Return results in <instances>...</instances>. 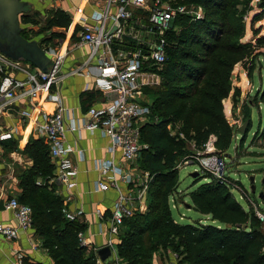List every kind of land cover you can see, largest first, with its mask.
I'll use <instances>...</instances> for the list:
<instances>
[{"label":"trees","instance_id":"16d2710c","mask_svg":"<svg viewBox=\"0 0 264 264\" xmlns=\"http://www.w3.org/2000/svg\"><path fill=\"white\" fill-rule=\"evenodd\" d=\"M170 1L199 5L205 16L195 21L187 16L179 17L167 32L169 46L161 71L162 85L187 81L180 94L184 102L175 106L169 102L174 90L158 91L151 103V118L157 116L159 121H150L140 128V141L146 148L141 150L137 165L142 172L151 175L147 211L125 218L119 232L118 257L124 264H154V255L161 247L167 249L168 254L177 253L179 264H264L263 226L252 207L246 209L234 196L231 191L234 185L221 182L200 168L192 186L199 184L182 192L177 168L186 156L203 150L211 137L216 138L217 154L226 156L234 146L235 151H239L235 142L240 131L233 114L241 93L232 82V73L256 52L252 44L242 40L246 32L243 15L251 1ZM243 2L245 9L239 12L238 5ZM251 10L248 21L254 27L264 18V0H258ZM21 21L42 23L37 31L41 33L56 26L67 28L71 17L61 9H52L45 20L36 12H29ZM21 34L27 38L24 29ZM257 40L260 46L253 61L264 60V36ZM193 97L197 99L192 102ZM261 99H264V91ZM246 107L244 116L249 126L241 133L242 145L251 129ZM177 126V132L172 133ZM189 144L194 145V151ZM23 152L32 159L33 166L20 175L24 191L19 200L32 208V227L42 237V245L53 264H97L96 256L88 253V246L80 243L78 234L84 232L86 226L78 219L66 218L63 199L47 182L54 173L48 146L38 139L28 142ZM38 178L44 181L42 185L36 184ZM179 195L184 205L217 224L177 222L173 204ZM22 264L42 263L24 258Z\"/></svg>","mask_w":264,"mask_h":264},{"label":"built area","instance_id":"2783aa9c","mask_svg":"<svg viewBox=\"0 0 264 264\" xmlns=\"http://www.w3.org/2000/svg\"><path fill=\"white\" fill-rule=\"evenodd\" d=\"M87 3H99L101 6L90 15L85 12ZM182 16L195 21L203 19L205 13L199 5L175 4L170 0H83V4L78 5L76 14L73 15L71 23L80 42L89 45L90 52L86 60L70 74L89 75L92 70L96 71L94 86L98 91L102 94L118 92L105 107L90 106L80 121L71 119L69 125L71 130L80 127L90 131L100 130L112 141L110 151L119 150L127 164L126 168L111 160L97 164L106 179L99 180L97 188L107 190L115 187L119 191L109 218V232L115 237L119 235L125 218L146 210L143 202L147 200L151 175L142 172L137 165L141 150L146 148L140 141V128L150 121L158 122L159 118H151V104L141 101L139 94L146 87L161 84V71L169 46L166 35L175 20ZM47 54L54 65L50 71L43 72L29 62L14 61L0 52V116L4 112L18 109L20 100L38 98L42 94L56 102L57 107L52 113L41 112L39 117L42 119L41 129L55 165L53 179L69 181L77 175V168L68 158L73 148L65 141L69 110L56 92V85L63 79L60 73L63 56L56 55L53 49L47 50ZM12 71L21 72L24 77L18 78ZM20 111L24 117L31 118L28 110ZM32 119L35 121L38 118ZM177 128L178 126L172 133H176ZM9 136L10 134H0V139ZM215 139L211 137L203 150L186 156L177 164V168L197 164L221 182L231 184L226 156L216 153ZM118 178L128 185V194L120 191ZM234 188L239 187L234 185ZM3 190V186H0V195ZM250 204L264 229V201L260 203L251 200ZM6 208L14 212L20 229L32 228L33 212L29 205L11 197ZM63 211L69 220L73 221L78 217V213L67 208ZM97 215L103 217L104 213L97 210ZM15 231L14 227L0 224V236L12 238ZM78 236L80 243L88 246L84 232H79ZM173 256L178 257L175 253ZM19 257L23 259L22 255Z\"/></svg>","mask_w":264,"mask_h":264},{"label":"crops","instance_id":"0c3cea01","mask_svg":"<svg viewBox=\"0 0 264 264\" xmlns=\"http://www.w3.org/2000/svg\"><path fill=\"white\" fill-rule=\"evenodd\" d=\"M25 1L32 5L31 13L36 12L41 20L47 18L49 10L61 9L70 15L71 22L73 15L76 14V8L79 4H83V0ZM100 6L101 4L99 3L94 5L87 3L85 5V12L91 15ZM71 22L67 28L56 26L41 33H37V31L42 27V23L25 24L31 32L36 31L35 37L33 39L28 38V40H37L46 52L49 49H53L56 55L63 56V62L60 65V73L63 79L56 85V92L64 106L69 110V116L66 119V126L68 128L65 133V141L73 148V152L68 155V158L77 168V175L69 181L54 180L55 165L50 157L54 165V173L47 182L50 189L63 199L66 208L71 212L78 213L77 219L86 226L84 236L88 245V253L96 256L97 264L104 263L96 255V250L106 245H111L114 250L115 261L110 264H124L117 254L119 235L115 237L110 235L109 232V218L119 196V191L115 187L100 190L96 184L99 180H106L98 168L97 164L99 162L111 160L122 168H126L127 164L123 161L119 150L110 151L112 141L108 136L103 135L100 130L90 131L83 127L77 130L69 128L71 119L77 122L80 121L90 106H96L97 108L105 107L111 99L117 96L118 92L113 91L102 94L98 91L94 86V74L96 71L92 70L89 75L70 74L72 70L77 69L86 60L90 52L89 45L80 42V37ZM54 34L56 35L54 36ZM34 68L37 67L34 66ZM12 74L18 78L24 77V74L21 72L12 71ZM87 86H89V89H87ZM54 90L55 88L53 87L52 91ZM56 107V102L46 97L45 94H42L38 98L20 100L17 105L18 109L4 112L0 116V134H10L9 137L0 139V186L4 188L3 193L0 195V224L9 225L16 229L15 235L12 238L0 236V264H22L24 258L42 264H53L48 250L42 245V237L33 227L26 230L20 229L17 225L14 212L6 208V204L11 197L20 199L24 191L21 186L20 175L33 166L32 159L23 152L25 145L38 139H42L47 145L41 129L42 119L39 117V114L41 112L52 113ZM22 109L28 110L31 118L24 117L20 111ZM36 117L38 119L34 121L32 118ZM189 145L190 149L194 151V145ZM233 149L235 150V146ZM256 154L264 155V151L256 152ZM118 179L120 191L128 194V185L120 178ZM43 183L44 181L41 178L36 180L37 185H42ZM238 189L242 191V197L247 200L249 208L251 200L255 199L248 196L244 187ZM143 203L147 209V200L146 202L144 200ZM174 207L179 208L176 203L173 204ZM185 207L187 212H180L178 209L180 218L176 219L174 217L177 222L183 223L180 219L186 218L185 213L187 215L188 213L197 212L186 205ZM97 210L104 213L103 217L97 215ZM200 215L195 219L196 222L217 224L215 221L210 222L208 216ZM19 255H22L23 259H20ZM168 255L169 261H165L166 258L157 257L154 260V264H178V260L172 254L169 253Z\"/></svg>","mask_w":264,"mask_h":264},{"label":"rangeland","instance_id":"374dc122","mask_svg":"<svg viewBox=\"0 0 264 264\" xmlns=\"http://www.w3.org/2000/svg\"><path fill=\"white\" fill-rule=\"evenodd\" d=\"M243 1V0H242ZM247 1V0H246ZM249 7L244 11L243 20L246 23V32L243 36V41L252 44L254 48H256V52L249 55L244 59L242 66H236L234 72L232 73V82L238 87L240 91V96L238 99V107L233 111L232 114L236 117V126L239 129L245 122L249 121L244 116V106L247 108L249 112V116L251 117V129L247 133V137L245 142L241 143V133L239 137L236 139V147H239V151L236 152L234 149L229 151L230 158L227 159L228 164V175L230 176L231 186L236 185L239 188H243L247 191L248 196L257 200L260 203H263L264 200L260 199L259 196L263 192L264 193V155H258L256 152L264 151V99L262 98V92L264 91V60L260 61L254 60V55L258 52L259 44L258 40L262 36H264V18L256 23L254 27H251V23L249 24V17L252 13L251 8L255 7V4L258 0H250ZM243 4L238 5L239 12H242L244 8ZM246 7V6H245ZM22 16H20L21 27L24 29V34L27 38L33 39L36 35V31L31 32L27 27L26 23L21 21ZM257 55V54H256ZM208 79L210 76L207 77ZM163 83L155 86H149L144 88L140 94L139 99L148 104L154 102V96L157 95L158 91L163 89L174 90L173 94L170 95L169 102L174 103L175 106H181L183 104V100L180 98V94H182L183 87L186 86L187 81L181 82L180 84H176L173 86H165ZM203 84V83H202ZM202 87V86H201ZM259 96V98H258ZM194 101L197 97L191 98ZM229 101V100H228ZM228 101L226 102L227 109L229 108ZM232 102V101H231ZM247 124V128L248 125ZM246 128V129H247ZM197 153V152H196ZM200 170L199 165L197 164H187L181 166L179 168V190L180 191H188L190 189L195 188L198 184L192 186L194 178L191 174L194 171ZM254 178V181H252ZM243 186V187H242ZM252 186L255 187V192H252ZM234 196L242 203L246 208H248V202L246 199L242 197V194L238 188H231ZM147 197V195H146ZM183 197L180 195L176 197V205L179 206L180 212H187L185 205L183 204ZM177 208H173V216L176 219L180 218V212ZM147 211V209H146ZM186 218L180 219L183 223H194L196 222L199 216H201L197 212L188 213ZM170 254L173 255L172 252ZM177 254V253H175ZM157 257L166 258L169 261V255L167 249H161L155 253L154 260ZM179 260L178 257H176ZM179 264V262H178Z\"/></svg>","mask_w":264,"mask_h":264},{"label":"water","instance_id":"95a60500","mask_svg":"<svg viewBox=\"0 0 264 264\" xmlns=\"http://www.w3.org/2000/svg\"><path fill=\"white\" fill-rule=\"evenodd\" d=\"M31 11L32 5L25 0H0V52L14 61H26L41 71L48 72L54 65L52 58L37 40H28L21 34L23 28L20 26V16ZM247 124L248 122H245L242 125L239 129L240 133H245ZM226 158H230V154H226ZM197 175L198 171L191 174L193 178ZM252 192H255L254 186H252ZM259 198L264 200L263 192ZM96 255L104 264L115 261L111 245L97 249Z\"/></svg>","mask_w":264,"mask_h":264}]
</instances>
